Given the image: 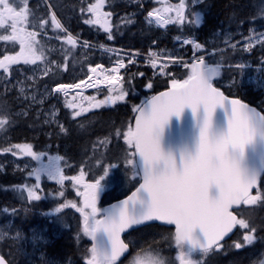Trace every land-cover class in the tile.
Returning <instances> with one entry per match:
<instances>
[{"label": "snow or ice", "instance_id": "snow-or-ice-1", "mask_svg": "<svg viewBox=\"0 0 264 264\" xmlns=\"http://www.w3.org/2000/svg\"><path fill=\"white\" fill-rule=\"evenodd\" d=\"M159 2L162 7L147 14L151 18L150 23L154 21L164 27L185 22L188 7L185 0H177L175 4H170L169 0ZM104 5L105 0H90L87 9H82L91 14L84 22L99 25L110 33L107 18L112 13L102 11ZM172 12L175 16L168 15ZM193 15L194 19L187 18L198 25L200 16L198 13ZM33 20L35 14L29 7V0H21L19 6L15 0H0V41L19 45L18 52L4 54L0 58V76L10 75L12 65H36L37 61H45L43 49L37 47L41 43L37 37L49 20H39L35 24ZM50 20L55 29L67 31L54 12ZM108 38L112 36L109 34ZM63 39L76 47L77 40L71 34ZM184 43L193 45L192 62L173 57L168 59L180 62L189 70L186 78L178 79L172 73H166L164 70L169 65H158L156 59H152V67L158 68L161 75L173 76L168 90L151 96L140 105H133L135 115L132 120L97 141L100 148H106L112 136L123 140L126 145L124 166H130V178L138 182L130 195L110 208L97 206L105 189L102 181L109 176L110 169L118 167L115 163L103 167L102 173L92 182H86L83 167L78 175L68 176L50 158L47 167L33 168L29 173L35 176L36 184L31 187L25 184L22 188L17 186L21 193H27L28 201H39L41 196L36 189L39 188L42 172L61 186L60 196L64 195V182H72L76 195L83 198L82 202L78 204L66 200L55 211L73 208L80 213L82 234L92 241L86 249L84 264H124L121 258L125 254H128L125 257L127 264H206V258L220 252L224 248L222 242L236 230L242 236V240L233 244L237 250L254 244L257 239V226L245 218V212L264 208V112L240 99L226 96L216 83L225 65L210 64L204 56H196V51L202 50V46L194 40H185ZM257 43H264V34L249 37L246 50ZM84 46L87 47V43ZM149 55L155 56L154 53ZM132 62L129 60V63ZM116 63V67L109 69L114 74L106 75L104 80L96 79L94 83H88L92 80L89 76L77 83L55 85L52 92L67 96L68 90L81 89L82 86L91 88L107 81L113 86L108 91L118 93L83 107L72 102L82 94L77 92L65 105L69 109H79L72 113L74 119L91 108L123 101L129 93L121 83L124 77L119 69L125 65L122 60ZM57 67L67 70L68 65L64 63ZM101 67L90 66L89 72L96 73ZM235 67L243 68L244 65L237 64ZM51 70L46 66L42 75L47 76ZM147 87L151 88L152 84L149 82ZM20 92L23 93L24 89L21 88ZM24 98L27 99V96ZM32 99L35 100V97ZM84 99L91 101L95 97ZM12 123L7 106H0V131L6 132ZM61 131H66L62 125ZM0 153L29 156L37 161L43 155L35 152L30 143L0 147ZM55 159L60 161L64 157ZM96 163L102 165L99 159ZM154 221L172 226L169 234L161 239L170 241L168 246L175 249L174 257L165 256L160 249L151 247L130 253V244L121 238L127 230ZM256 259L258 264H264V258L258 256ZM0 264H10V261L0 255Z\"/></svg>", "mask_w": 264, "mask_h": 264}, {"label": "trees", "instance_id": "trees-1", "mask_svg": "<svg viewBox=\"0 0 264 264\" xmlns=\"http://www.w3.org/2000/svg\"><path fill=\"white\" fill-rule=\"evenodd\" d=\"M91 2H95V0H91ZM176 2L177 0H169L170 4ZM89 3L90 0H30L29 7L35 14L33 23L43 19L49 20V24L43 27L39 38L43 41L44 37L59 35L57 43L60 53L53 56L52 60L57 61L59 65L64 63L68 65L67 70L62 67H53L47 76L39 79L38 87L73 83L87 73L90 66L107 61L100 53V49L96 47L76 45L73 48L67 44L63 39L65 38L64 32L51 25V8L63 27L70 33L97 44L117 46L139 52L155 50L162 55H170L191 62L194 58L193 45L184 46L182 43H176L175 38L194 36L197 43L202 46V50L196 51V56H204L205 61L210 64L225 65L221 69L220 77L217 78V86L222 88L226 94L236 95L256 105L264 112V92L261 89L244 87L245 91H243L238 87L235 89L221 86L223 81L237 77L240 70L244 71L247 77L254 75L258 67H264V43H258L250 50H246L249 37L253 34L264 33V0H203L195 6H190V0H188L185 22L170 24L167 31L148 26L144 19L146 12L162 7L159 1L105 0L102 11L112 13L107 18L111 29L110 33L99 25H90L84 22L91 14L82 11V9H87ZM195 13L200 16L198 25L189 22L187 18L194 19L193 14ZM172 16H175V13ZM109 34L112 36L111 39L108 38ZM229 45H235V47ZM5 46L6 44L0 41V57L9 54L7 51L10 50ZM66 55L67 61L65 60ZM237 64H242L244 67H235ZM229 65L232 66L229 67ZM170 70L178 79L186 78L185 74L189 71L182 67L181 63L178 66L170 67ZM123 77L121 83L129 93L123 101H117L110 106L91 108L75 119L65 109V102L70 97L64 98L59 93L54 94L47 104L57 105L60 111L59 120L66 126L64 132H61L59 126L48 123L33 109H29L24 115L19 116L14 95L5 93L0 87V106L6 105L13 119V123L6 132L0 131V147H7L14 143H30L34 151L37 153L45 151L52 160L58 156L64 157L63 160H60L59 165L65 175H78L80 168L83 167L86 173V182H92L98 178L103 167L113 163L118 164L117 168L110 169L109 176L105 181H102L105 184V191L100 197L98 206L104 208L110 202L127 195L138 185V182L130 178V166L129 168L124 166L123 155L126 145L123 140H118L115 136L111 137V142L106 148H100L97 141L109 136L114 128L126 125L131 121L135 115L132 111L133 105H140L153 94L170 87V80L173 76H154L151 68L145 65L142 59L134 57V63H127ZM149 82L152 84L151 88L147 87ZM108 90L89 91L77 95L76 98L80 101L81 106L88 107L90 104L105 99L106 96H115L117 93L115 91L110 93ZM89 96L95 97V99L91 101L84 99ZM1 156L0 159H7V155L2 154ZM98 159L102 161L100 166L96 163ZM8 167L7 172L0 173V208L13 211L16 216L15 224L25 230L37 223L51 226L50 219L56 218H52L49 212L57 207L58 203L52 204L46 200L28 201L27 193H21L17 190V186L30 185L31 181L27 178L23 180L21 176L9 170L10 166ZM68 182L65 190L67 195H70L72 182ZM124 184H129L127 191L121 195H110L114 189ZM47 185L49 184L43 183L42 191L50 193ZM53 191L54 194L58 193V189H53ZM6 215L13 216L10 213H6ZM59 218L64 220L59 224L61 225L59 227H63V234L51 243H40V251L59 261L67 260L68 256H74L71 259L72 264H84L83 246L86 244L83 243L86 241L80 240L79 225H76L79 222L73 221V217L67 211L61 212ZM245 218L250 219L257 226V239L247 254H261L264 252V208L246 211ZM55 222L57 221L55 220ZM170 229L152 224L130 232L125 236V239L131 243L132 238L136 241L135 245L132 243V247L139 243L140 248H158L163 255L173 257L172 249L168 246L170 241L159 240V237L168 235ZM139 233H149V235L140 239L135 236ZM152 236L154 237L151 238ZM239 240H242V236L240 231L236 230L223 243L224 248L220 252H216L206 259V264H225L226 260L229 263H239L240 257L235 253L233 246L234 242ZM6 246V243L0 244V253L7 257L10 264H29L21 258L18 261L11 260L6 253ZM132 250L134 251V248ZM71 252L72 255H69ZM248 256L243 255L242 264H251L248 261ZM122 260L124 261L125 258Z\"/></svg>", "mask_w": 264, "mask_h": 264}, {"label": "rangeland", "instance_id": "rangeland-1", "mask_svg": "<svg viewBox=\"0 0 264 264\" xmlns=\"http://www.w3.org/2000/svg\"><path fill=\"white\" fill-rule=\"evenodd\" d=\"M157 1H159V0H157ZM201 1H203V0H190V6H195L198 3H200ZM15 2L17 3V6H19L21 0H15ZM187 2H188V0H185L186 4H187ZM29 3H30V0H29ZM173 13L174 12L169 13L168 15H172ZM29 30H32V29L29 28ZM261 34H264V33L253 34L251 37L259 36ZM58 36L59 35H57L55 37L54 36H47V37H44L42 39L43 41H41V39L38 36L37 39L40 40L41 43L37 47L43 49L44 55L46 57L45 61L43 63H41L40 61H37L36 65H31V64L26 65L23 63L12 65L10 75H7L6 77L0 76V85H1L0 87H2L1 89L5 93H9V94L11 93L12 95H14V99L17 101V106H18L17 112H18L19 116H21V114L24 115L29 109H33V111L35 113L42 116L46 121H48V123H50L51 125L59 126V128L61 130V125L63 126L64 129L66 126L64 124H62L59 120L60 111L57 108V105L56 104H47V101L52 99L53 94L57 93V92H52V88L54 86L53 87H51V86L38 87L39 79L44 77V75H42V70L46 66L53 69V67H57V65H59L57 61L52 60L53 56L59 55V53H60V47L57 43ZM247 43H248V41H247ZM5 44H6L5 48L10 50V51H7L9 53L8 55H13V54H15V52L19 51V45L18 44H16L15 46H13L10 43H5ZM12 50H14V51H12ZM50 61H52L54 63L50 64L49 63ZM186 62L189 63L190 61H186ZM109 86L111 87V85H109ZM109 86L104 87V88H99V89H102V90L107 89V88L109 89L110 88ZM221 86H226V87L235 88V89L238 87L239 89H241L243 91H245L244 87L245 88L246 87L256 88V89H261L264 92V67L263 68L258 67L254 75L247 76V77L245 76V72L240 70L237 77H235L232 80L223 81ZM21 88L24 89L23 93L20 92ZM59 94L61 96H63L64 98L70 97V98H67V101H69L72 99V96L75 95L76 93L75 94L68 93L67 96H65L63 93H59ZM117 94L118 93H115V95H117ZM25 96H27V99L24 98ZM32 97H35V100H33ZM72 102L81 105L78 98H76V100L72 101ZM65 105H66V102H65ZM110 105H113V104H106L104 106H110ZM65 109L71 114L74 111L79 110L78 108L77 109H69L66 106H65ZM61 132H64V131H61ZM33 150H34V148H33ZM42 152L43 153H41V154H43V155L41 156L39 161L33 160L29 156L17 157V156H13L11 153H0V158L2 157L1 156L2 154L7 155L6 156L7 159H5V160L0 159V161H2V162H0V173L3 174L5 172H7V167L10 166L9 170L11 172H13L14 174H18V176H21V178L23 180L26 178H27V180H30L31 183L28 186L31 187L37 183L35 176L29 175L31 170L33 168H45L49 165L50 157L46 155L45 151H42ZM38 153H40V152H38ZM60 162L61 161H56V159L52 160L53 164H60ZM44 182L49 184V185H47L48 186L47 188L49 189L50 193H45L42 191V189L44 188L43 187ZM64 183H65V187L63 188L64 195L60 196L58 193L61 191V186L59 184H57V182L55 180L49 179L48 176L42 172L40 175V180H39V188L36 189L38 194L41 196V199L39 201L46 200L48 203H52V204L58 203V206L61 203L65 202L66 200L75 201L78 204H80L82 202L83 198L76 195V189L72 186V183H71L72 192L69 193L70 195H67V191L65 190V188L69 182L65 181ZM23 186L24 185H21V187H23ZM77 187H79V186H77ZM53 189L54 190L58 189V193L54 194ZM128 189H129V184H124V185L114 189L110 193V195L111 196L121 195L125 191H127ZM104 191H105V189H104ZM104 191L100 194V197L102 196V194H104ZM100 197L98 200V204L100 201ZM98 204H97V206H98ZM57 207H54L49 212V214L51 215L52 218L53 217L56 218L54 220L50 219V221L52 222L51 226H48V224L37 223L36 225L30 227L28 230H25L21 226L15 224V217L16 216H14L13 211H11V210L5 211L4 208H0V234H2V238H0V244H2V243L7 244L5 250H6V253L8 254V256L11 260L14 259V261H18L21 258V259H25L26 262L29 264H72L73 261H71V263L69 261L68 262H62L61 260L59 261L56 258H54L52 256H48L44 252L40 251L41 250L40 243H51L56 238L60 237L63 234V232H64L63 227H59V226H61L59 224H61V222L64 221L63 219L59 218V216L61 215V212H63V211H67L69 213V215L73 217L72 218V219H74L73 221L79 222L76 225L77 226L79 225L78 229L80 232V235H79L80 240L84 239V241H86L85 243H83V244H86V246H83L84 256H85L86 249L91 246L92 241L88 237L83 236V234H82V231H81L82 217L80 216V213L77 212L73 208H65L60 212H56L55 210ZM98 207L100 208V206H98ZM6 213H10V215H13V216L9 217L6 215ZM55 220L58 223L55 222ZM145 235L148 236L149 233L135 234V236H137L140 239H142V237ZM154 236H152L151 238H153ZM132 239H131V241L135 245L136 241L132 240ZM159 240H162L161 237H159ZM79 242L80 241L78 240V243ZM89 242H90V244H89ZM141 244L143 245V242ZM251 246L252 245H249V246L241 248L239 250L234 248L236 251L235 253L240 257V262H239L240 264L243 263V255H247V256L249 255L248 261H250L251 264L253 262H254L253 264H258L257 259H256L258 256L264 258V252H262L261 254H251V253L247 254V252L250 250ZM132 248H134V251H138L140 249L139 243H138V245H136L135 247L133 246ZM171 249H172V253H173V257H174L175 249L174 248H171ZM211 255L212 254H210L208 257H210ZM126 256H128V254ZM225 262H226L225 264H239V263H229L228 260H226ZM124 264H127L126 259L124 260Z\"/></svg>", "mask_w": 264, "mask_h": 264}, {"label": "built area", "instance_id": "built-area-1", "mask_svg": "<svg viewBox=\"0 0 264 264\" xmlns=\"http://www.w3.org/2000/svg\"><path fill=\"white\" fill-rule=\"evenodd\" d=\"M148 12H146L145 17H144L146 24L150 27H154V28L160 29L162 31H167V28L170 24H168L164 27H160L154 21L152 23H150L149 20L151 18H149L147 16ZM64 34H65V36H67L68 34H71L73 36V38L77 40L78 46H84L85 43H87V45H88L87 47L92 46V47H96V48L100 49V53H102V55L104 56L103 58L107 59L106 62L98 64V65H102V67L98 68L96 73H90L88 70V72L85 73L79 80H77L73 83H77L82 79L87 80V78L89 76H92V80H88V83H94L96 79L104 80V77L106 75L114 74V73H111L109 71V69L116 67L117 66L116 62L118 60H122L124 62L125 66L119 69L120 75L124 76V70L127 66V63H129V60H132L133 61L132 63H134V57L142 59L144 61L145 65L150 66L153 75L154 76H160V77H166L169 75H161L159 73L158 68H153L152 64H151L152 59H156L158 65L161 63L169 65V67L164 70L166 73L167 72L171 73L170 67L177 66L180 63V62H173V60L168 59V57H172V56L162 55L155 50H150L148 52H139V51L129 50V49H125V48H121V47H117V46H110V45H105V44L93 43V42L87 41L85 39H82L80 36H78L76 34L70 33L68 30L66 32L64 31ZM185 40H194L196 42V38L194 36L176 37L175 38L176 43H182L184 45L191 44V43H184ZM149 53H154L155 56H150ZM92 67H95V66H92ZM107 86H109V85L107 84V81H105L104 83L96 85L95 87H91V88L82 86L81 89L68 90V93H77V92L86 93L89 91L100 90L99 88H104Z\"/></svg>", "mask_w": 264, "mask_h": 264}, {"label": "water", "instance_id": "water-1", "mask_svg": "<svg viewBox=\"0 0 264 264\" xmlns=\"http://www.w3.org/2000/svg\"><path fill=\"white\" fill-rule=\"evenodd\" d=\"M1 58H2V57H1ZM112 87H113V86H112ZM168 88H169V87H168ZM168 88H167V89H164V90H161V91H159V92L153 94L152 96H154V95H158V94L161 93V92L167 91ZM219 88H220V87H219ZM220 89L223 91L222 88H220ZM223 92H224V91H223ZM224 93H225V92H224ZM225 95L228 96L229 98L240 99L241 101L247 103L249 106H251V107H255V108H257L258 111H261V112H262V110H260L256 105H253V104H251V103H249V102L243 100L242 98H240V97H238V96H235V95H228V94H226V93H225ZM150 97H151V96H150ZM150 97H149V98H150ZM137 186H138V185H137ZM134 190H135V188H134L132 191H134ZM132 191H131V192H132ZM131 192L128 193L127 195H125V196L119 198V199H116V200L110 202L109 204L106 205L105 208H110L112 205H114V204H118L121 200L125 199L128 195H130ZM152 224H157V225H160V226H163V227L172 228V226L161 225L159 222H155V221H154V222H150L149 224H146V225H140V226H137V227H135V228H132V229L127 230L126 232L122 233L121 238L124 239V240L126 241L125 236H126L127 234H129L130 232H132V231H134V230H137V229H140V228H143V227L148 226V225H152ZM232 235H233V234H231L229 237H226V238H225V241H223L222 243L226 242V241H227ZM126 242H127V241H126ZM0 255H3V254L0 253ZM126 255H127V254H125V257H126ZM3 256H4V255H3ZM5 257H6V256H5ZM125 257H122L121 259H123V258H125ZM6 259H7V257H6ZM7 260H8V259H7ZM8 261H9V260H8Z\"/></svg>", "mask_w": 264, "mask_h": 264}, {"label": "flooded vegetation", "instance_id": "flooded-vegetation-1", "mask_svg": "<svg viewBox=\"0 0 264 264\" xmlns=\"http://www.w3.org/2000/svg\"><path fill=\"white\" fill-rule=\"evenodd\" d=\"M132 235V234H131ZM129 244H130V249H129V252H132V243L131 242H129L128 240H126ZM69 255H72V252L71 253H69ZM72 257H74V256H68V258H67V260H63L62 262H70L71 263V259H72Z\"/></svg>", "mask_w": 264, "mask_h": 264}]
</instances>
